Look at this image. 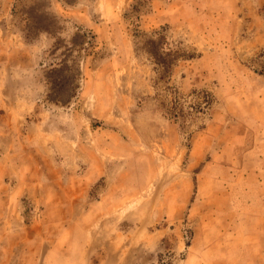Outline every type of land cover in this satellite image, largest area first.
<instances>
[{"label": "rangeland", "instance_id": "obj_1", "mask_svg": "<svg viewBox=\"0 0 264 264\" xmlns=\"http://www.w3.org/2000/svg\"><path fill=\"white\" fill-rule=\"evenodd\" d=\"M0 264H264V0H0Z\"/></svg>", "mask_w": 264, "mask_h": 264}, {"label": "trees", "instance_id": "obj_2", "mask_svg": "<svg viewBox=\"0 0 264 264\" xmlns=\"http://www.w3.org/2000/svg\"><path fill=\"white\" fill-rule=\"evenodd\" d=\"M58 102V101H57ZM176 110H177V108H175V107H172V109H171V111L173 112V113H171V111H169V110H167V113H168V115L169 116H176L175 114H176Z\"/></svg>", "mask_w": 264, "mask_h": 264}]
</instances>
